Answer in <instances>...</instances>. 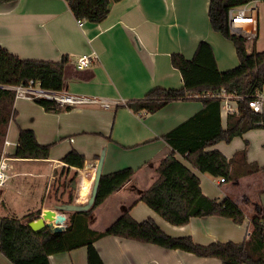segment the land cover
Instances as JSON below:
<instances>
[{"label": "crops", "instance_id": "1", "mask_svg": "<svg viewBox=\"0 0 264 264\" xmlns=\"http://www.w3.org/2000/svg\"><path fill=\"white\" fill-rule=\"evenodd\" d=\"M211 1L122 0L112 5L105 21H85L83 26L64 0H19L10 7L0 6L2 47L29 60L59 62L68 55V92L119 102L110 108L87 104L49 113L35 101L17 99L22 103L15 101L17 117L9 126L7 138L19 143L20 129H32L40 144L54 146L47 160L13 157L9 163L12 177L0 188V220L23 218L45 209L59 212L60 207L70 205L71 198V205H86L102 157L103 175L132 168L138 177L145 172L152 182L156 179V168L172 152L164 136L200 112L203 104L200 100L176 101L154 114L140 115L126 103L143 99L157 88H183L182 75L173 67L171 57L181 54L192 60L201 42L212 45L220 71L239 66L233 42L210 25ZM85 54H96L98 60L78 70L77 60ZM26 111L30 119H26ZM221 118L225 128L227 117L222 111ZM72 150L85 156L83 168L63 162ZM209 150L228 158L238 178L221 182V178L194 171L203 193L220 202L233 200L246 215L242 225L212 216L173 226L138 201L145 188L143 181L135 178L99 206L114 210L117 218L108 226L129 211L138 222L152 218L170 236H192L201 245L245 241L253 231L252 218L264 214V128L251 130L230 143L220 142ZM29 162L42 166L27 170L22 164ZM97 220L94 211L89 223L93 230ZM94 245L105 264H223L216 258L114 236L103 237ZM50 261L88 264L87 249L52 255ZM0 264L12 263L0 252Z\"/></svg>", "mask_w": 264, "mask_h": 264}, {"label": "trees", "instance_id": "2", "mask_svg": "<svg viewBox=\"0 0 264 264\" xmlns=\"http://www.w3.org/2000/svg\"><path fill=\"white\" fill-rule=\"evenodd\" d=\"M17 1L0 0V6L10 7ZM64 1L77 20L98 24L108 17L112 5L122 0ZM252 1L255 0H212L210 4V25L215 32L233 42L240 62L238 67L220 71L212 45L201 42L192 60L181 54L171 57L173 67L182 75L183 88H157L143 99L126 103L130 110L140 115L154 114L176 101L200 100L203 104L200 112L164 136L172 152L162 159L155 170L156 179L138 197L139 202L145 203L173 226H185L194 218L212 216L230 219L237 225L246 220V215L233 200L220 202L206 196L194 171L224 179L225 182L237 179L232 162L221 152L209 149L220 142L230 143L251 130L264 128V114L254 112L249 105L251 97L264 87V51H249L247 39L231 32L228 16L229 10ZM70 64L68 55H64L59 62L29 60L0 45V158L9 126L17 117L16 92L7 87L27 85L34 80L44 89L66 91V73ZM221 89L243 98L238 102V112L226 116L225 128L220 99L195 97ZM36 102L49 113L72 109L45 99ZM19 144L13 156L29 160L49 159L54 146L40 144L32 129H20ZM63 162L83 168L86 158L72 150ZM135 174L134 169L125 168L102 175L94 206L89 211L68 212L69 226L63 233L54 234L48 229L34 232L28 223L41 215L40 210L23 218L3 217L0 220V252L12 264H52V255L86 248L88 264H105L94 244L103 237L114 236L157 245L166 250L188 252L201 258H216L223 264H264L263 213L252 218L253 231L242 243L227 241L201 245L192 236H170L152 218L138 222L129 211L105 230H93L89 224L91 214L111 195L131 184ZM72 203L73 198L69 199V204Z\"/></svg>", "mask_w": 264, "mask_h": 264}, {"label": "built area", "instance_id": "3", "mask_svg": "<svg viewBox=\"0 0 264 264\" xmlns=\"http://www.w3.org/2000/svg\"><path fill=\"white\" fill-rule=\"evenodd\" d=\"M257 1L249 2L243 6L233 8L229 10V26L233 34L242 36L247 39L248 42H253L259 35V24L257 18ZM80 26H83L85 21L78 20ZM98 60L96 54H85L78 58L76 67L78 70H83L90 67L95 61ZM13 89L16 92L17 99H26L29 101H35L38 99H45L48 101L56 102L61 106L76 107L87 104H100L105 108H110L114 104H119L117 101L108 99H102L95 96L77 95L66 91H51L44 89L39 82L34 80L30 81L27 85H21L16 87H7ZM197 99L201 97H213L220 99L222 106V113L226 116L228 114L238 112V102L243 99L235 94H229L225 89H221L213 94H206L202 96H195ZM251 109L259 114H264V87L259 89L254 96L251 97L249 102ZM19 143L12 142L10 139H6L4 144L3 153L0 158V188H3L7 182L11 179L9 162L13 159L14 148H18ZM221 182H225L221 179Z\"/></svg>", "mask_w": 264, "mask_h": 264}, {"label": "water", "instance_id": "4", "mask_svg": "<svg viewBox=\"0 0 264 264\" xmlns=\"http://www.w3.org/2000/svg\"><path fill=\"white\" fill-rule=\"evenodd\" d=\"M102 175L103 157L98 163L92 194L86 205H65L60 207L61 211L59 212L52 209H45L38 218L28 223L29 227L36 233H40L47 229L54 234L65 232L69 226L70 220L68 212L89 211L94 206Z\"/></svg>", "mask_w": 264, "mask_h": 264}, {"label": "rangeland", "instance_id": "5", "mask_svg": "<svg viewBox=\"0 0 264 264\" xmlns=\"http://www.w3.org/2000/svg\"><path fill=\"white\" fill-rule=\"evenodd\" d=\"M256 1H257V4H256L257 14L259 15V20H258L259 21V38H257L253 42H249L248 50L251 52L252 51L262 52V51H264V0H256ZM16 102L19 105H21V103H22V101H20V100L19 101L17 100ZM29 115H30V112L26 111L25 112L26 119H30ZM224 143H226V142H224ZM52 149H53V147H52ZM22 165L27 170H35L36 168H39L40 166H42L39 164L30 163V162L29 163H23ZM10 170H11V168H10ZM144 173H142L140 177H138V174H135L134 179L138 178L139 180H142L143 181V183H142L143 188L146 189L151 185L152 180H151V176L149 177L147 175H144ZM108 206H109V204H108ZM145 207H148V206H145ZM95 212H96V215L98 217V220H97L96 224L94 225V229H96L98 231L105 229L106 226H108L110 220H112L113 218H117L114 215V210L110 206H109V208L107 207L105 209L98 207L95 210Z\"/></svg>", "mask_w": 264, "mask_h": 264}]
</instances>
